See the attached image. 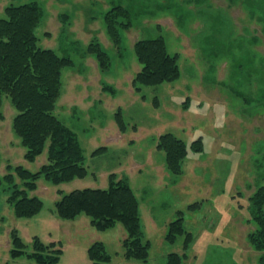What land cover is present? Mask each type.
<instances>
[{
    "label": "rangeland",
    "instance_id": "1",
    "mask_svg": "<svg viewBox=\"0 0 264 264\" xmlns=\"http://www.w3.org/2000/svg\"><path fill=\"white\" fill-rule=\"evenodd\" d=\"M14 1L40 6L38 46L72 61L62 69L52 115L76 135L86 175L58 184L44 175L33 179L35 189L26 190L27 195L40 198L42 209L33 217L17 218L7 199L13 184L25 189V179L14 168L37 175L49 163L50 140L28 161L14 129L17 110L3 96L0 177L11 173L13 181L0 186V264H33L25 256L10 258L11 230L28 246L34 237L46 244L59 242L57 264H90L86 251L96 241L104 243L111 264H122L126 234L120 224L96 231L83 214L73 220L55 215L62 194L105 189L111 177L128 181L139 200L143 242L149 244L145 264H167L171 253L184 257L181 264H259L261 252L250 236L256 230L250 197L264 185V0ZM115 5L132 15L130 29L118 28V50L103 23L104 13ZM0 18H5L4 9ZM157 37L164 39L169 54L178 55L180 77L144 86L138 94L131 86L140 69L133 47ZM96 39L108 56L107 72L87 52ZM103 85L115 94L104 92ZM164 133L187 146L202 139L200 152H188L179 177L169 172L165 155L156 148ZM190 201L201 203V209L185 211L184 225L193 236L185 253L183 236L169 242L165 234Z\"/></svg>",
    "mask_w": 264,
    "mask_h": 264
},
{
    "label": "trees",
    "instance_id": "2",
    "mask_svg": "<svg viewBox=\"0 0 264 264\" xmlns=\"http://www.w3.org/2000/svg\"><path fill=\"white\" fill-rule=\"evenodd\" d=\"M129 9L115 5L104 13L103 23L106 35L118 50L120 37L118 28L132 27V15ZM5 18H0V112L3 96H7L17 114L14 118V129L23 139L26 147L25 158L32 161L39 155L45 142L50 140L49 163L43 166L37 175H31L23 167L14 171L22 180L20 189L13 184L7 202L12 205L13 214L17 218H30L42 209L43 202L37 196L29 197L28 191L35 189L34 180L40 175L51 183L58 184L71 178H83L85 168L80 161L82 150L76 135L65 129L52 115L54 104L59 96L62 69L70 67L72 61L67 56H59L51 49L39 47L35 36L42 10L36 2L20 5L9 4L4 8ZM134 55L140 65L131 80V86L136 93L142 87L158 86L165 82H174L180 77L178 55L167 51L162 37L142 39L134 44ZM87 52L95 55L101 72L109 70L108 56L103 52L96 40H92ZM104 92L115 94L110 86H102ZM124 129L123 122L117 121ZM202 139H196L187 146L172 133H164L157 138L156 148L165 155L166 167L173 175L183 174V162L189 151L200 152ZM104 149V148H103ZM102 150H95L98 153ZM29 179V180H28ZM32 179V180H30ZM3 181L12 183L11 173L0 177ZM28 190V191H26ZM252 206L251 220L255 225L251 242L260 251L259 264H264V185L256 189L250 197ZM201 203L189 204L183 211L177 212V217L167 225L165 239L172 242L178 236L184 238V252L193 240L192 233L184 225L185 211L196 212L201 209ZM55 215L62 220H73L83 214L90 219V226L96 231H107L120 224L125 230L126 238L122 242L123 258L126 262L149 261V244L143 242V232L140 223L139 200L128 181H115L110 178L107 188L75 189L62 194L55 202ZM12 260L25 256L33 264H57L60 260L61 248L59 242H42L34 237L29 247L11 230ZM87 257L91 264H110L111 255L106 251L104 243L96 241L87 248ZM183 253V256L186 254ZM184 257L171 253L167 256V264H181ZM7 264V263H5Z\"/></svg>",
    "mask_w": 264,
    "mask_h": 264
},
{
    "label": "crops",
    "instance_id": "3",
    "mask_svg": "<svg viewBox=\"0 0 264 264\" xmlns=\"http://www.w3.org/2000/svg\"><path fill=\"white\" fill-rule=\"evenodd\" d=\"M13 2H15L14 0H0V11L1 10H3L4 9V7H6L7 5H9V4H13ZM191 203V201L190 202H188L187 204L189 205ZM187 205V206H188ZM186 206V207H187ZM185 207V208H186ZM184 208V209H185ZM180 210V209H179ZM88 221V226H90V223H89V220H87ZM157 226V225H156ZM91 227V226H90ZM158 227V226H157ZM88 246V245H87ZM86 256H87V253H86ZM122 257H123V255H122ZM59 263V262H58ZM133 264V263H131V262H126L125 260H124V258H123V261H122V264ZM90 264H91V262H90ZM111 264V263H110Z\"/></svg>",
    "mask_w": 264,
    "mask_h": 264
}]
</instances>
